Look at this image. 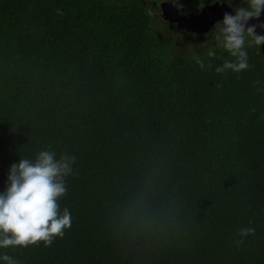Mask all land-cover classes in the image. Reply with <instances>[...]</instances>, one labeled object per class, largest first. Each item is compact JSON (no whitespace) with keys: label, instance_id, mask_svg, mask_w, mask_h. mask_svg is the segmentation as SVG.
<instances>
[{"label":"trees","instance_id":"1","mask_svg":"<svg viewBox=\"0 0 264 264\" xmlns=\"http://www.w3.org/2000/svg\"><path fill=\"white\" fill-rule=\"evenodd\" d=\"M160 1L0 0V189L19 157H76L59 200L71 226L4 250L20 264H264V53L201 71L192 51L207 59L214 26L179 29ZM168 1L184 16L216 3ZM137 198L157 229L124 226Z\"/></svg>","mask_w":264,"mask_h":264},{"label":"clouds","instance_id":"2","mask_svg":"<svg viewBox=\"0 0 264 264\" xmlns=\"http://www.w3.org/2000/svg\"><path fill=\"white\" fill-rule=\"evenodd\" d=\"M232 8L214 25L213 43L208 46L204 57L193 49L191 59L201 71L211 69L223 77L228 73L239 74L252 68L248 49L260 51L264 44V22L248 24L264 10V0H213ZM57 14H62L57 9ZM223 53L227 54L224 58ZM218 60L219 63H212ZM259 84L260 81H255ZM76 157L68 153L57 156L54 150L45 148L36 153L34 159L20 158L8 166L4 186L0 189V264H20V261L5 252L8 248H25L41 244H52L54 238L63 237L72 223L67 207L61 209L59 200L67 192L65 178L73 174ZM123 224L130 231L155 230L160 225L159 210L148 201L137 198L130 200L121 210ZM255 233L254 227H241L233 241L239 247L244 239Z\"/></svg>","mask_w":264,"mask_h":264},{"label":"water","instance_id":"3","mask_svg":"<svg viewBox=\"0 0 264 264\" xmlns=\"http://www.w3.org/2000/svg\"><path fill=\"white\" fill-rule=\"evenodd\" d=\"M159 9L162 11L163 19L167 20V22L177 25L179 29L199 34L208 33L214 24L222 19L225 12H232V9L226 4L218 3L204 7L197 15L190 14L188 16H183L172 2L162 3ZM171 14H174L175 17L170 18ZM261 22H264V10H262L258 18L250 19L248 24H259ZM256 32L264 34V31L259 27L256 28ZM260 50L264 53V44L261 45Z\"/></svg>","mask_w":264,"mask_h":264},{"label":"rangeland","instance_id":"4","mask_svg":"<svg viewBox=\"0 0 264 264\" xmlns=\"http://www.w3.org/2000/svg\"><path fill=\"white\" fill-rule=\"evenodd\" d=\"M166 2H170V1H168V0H161L160 1V5L162 4V3H166ZM160 5H159V7H160ZM214 5V4H213ZM175 7V6H174ZM183 15V14H182ZM160 16L162 17V11L160 10ZM184 16V15H183ZM185 16H188V15H185ZM170 18H174L175 16H174V14H171L170 16H169ZM162 19H163V17H162ZM164 21H166L167 22V20H165V19H163ZM206 34V33H205ZM261 47V46H260Z\"/></svg>","mask_w":264,"mask_h":264}]
</instances>
